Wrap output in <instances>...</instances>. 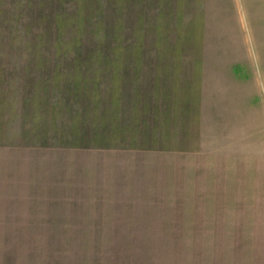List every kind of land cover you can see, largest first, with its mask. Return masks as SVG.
I'll use <instances>...</instances> for the list:
<instances>
[{"label":"rangeland","instance_id":"rangeland-1","mask_svg":"<svg viewBox=\"0 0 264 264\" xmlns=\"http://www.w3.org/2000/svg\"><path fill=\"white\" fill-rule=\"evenodd\" d=\"M0 264H264V0H0Z\"/></svg>","mask_w":264,"mask_h":264}]
</instances>
